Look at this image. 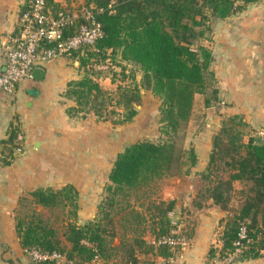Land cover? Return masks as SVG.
Instances as JSON below:
<instances>
[{"label":"trees","instance_id":"16d2710c","mask_svg":"<svg viewBox=\"0 0 264 264\" xmlns=\"http://www.w3.org/2000/svg\"><path fill=\"white\" fill-rule=\"evenodd\" d=\"M47 1L53 12L61 8L55 0ZM239 1L244 4L240 5ZM252 1L256 0H86L96 12L104 35L95 46L75 54L80 55L82 75L67 84L64 95L75 103L66 107V112L83 118L94 113L100 120L123 124L134 119L142 101V90L149 89L161 100V130L171 137L158 141L139 139L126 144L113 162L107 195L95 217L83 223L78 220L80 192L73 183L30 190L28 194L36 203L65 211L64 236L70 245L62 243L56 227L35 215L27 223L17 221V232L26 252L33 249L59 252L75 264H143L139 253H150L155 259L165 258L168 263L177 256V244L163 240L172 235L175 227L170 215L176 206L175 199L155 198L149 201L146 210L131 209L128 213L135 219L125 225L118 243H114L115 226H108V222L113 223L112 218L103 221L110 215L103 202L116 205L123 200L122 196L164 174L191 171L198 158L195 148L192 146L187 151L191 161L183 170L185 150L177 147L173 135L191 118L196 94L207 92L215 80L211 69L214 55L213 39L208 35L211 29L207 24L208 12L226 18ZM204 38L208 44L201 42ZM118 56L123 75L119 82L116 72L97 68L94 63ZM125 62L135 67L128 69ZM103 76L118 82L116 92L102 87L99 78ZM213 92L217 93V88ZM209 104L210 97H207L206 105ZM244 125L247 122L239 114L223 120L209 154L208 170L203 172L212 181L205 195L226 211L221 219L222 245L209 248L208 260L219 253V257L230 258L225 264L264 254V142H257L254 136L245 142L241 129ZM21 133L20 125L13 122L7 137L0 138L3 163L9 164L19 156L16 149L24 145L19 139ZM221 168L228 172L227 176L217 172ZM237 181L245 187L234 203ZM242 227L245 228L243 235ZM147 231L152 239L147 238ZM31 264H59V260L31 259Z\"/></svg>","mask_w":264,"mask_h":264},{"label":"crops","instance_id":"0c3cea01","mask_svg":"<svg viewBox=\"0 0 264 264\" xmlns=\"http://www.w3.org/2000/svg\"><path fill=\"white\" fill-rule=\"evenodd\" d=\"M26 1L0 0V66L4 62L1 53L22 32L21 11ZM55 1L70 11L88 6L86 0ZM81 3L84 4L80 6ZM217 18L211 69L218 104L223 102L224 110L215 127L220 130L222 120L239 114L255 140L264 142L259 134L264 131V0L249 2L237 14ZM79 64L78 58H49L39 64L44 68L42 78L25 77L11 92L0 88V138L7 137L13 122L18 123L25 147L11 163L0 160V264H31V255L22 247L17 232L15 210L20 196L40 186L58 188L73 183L80 192L79 222L92 219L97 212L96 202H84L83 195L95 196L102 182L109 181L113 162L126 145L123 124L100 120L94 113L83 118L66 112V107L75 101L64 91L71 79L82 75ZM99 81L106 89L114 88L110 77H100ZM144 91L149 89L142 90V97ZM209 204L218 218L224 216L218 204L211 199ZM214 215H208L206 224L203 220L198 224L191 250L169 263H159L206 264L214 241ZM217 245H222L220 239ZM65 259H60L59 264H64ZM235 264H264V254Z\"/></svg>","mask_w":264,"mask_h":264},{"label":"rangeland","instance_id":"374dc122","mask_svg":"<svg viewBox=\"0 0 264 264\" xmlns=\"http://www.w3.org/2000/svg\"><path fill=\"white\" fill-rule=\"evenodd\" d=\"M82 4L84 3H81L80 6H82ZM239 4L243 5L244 3L239 1ZM243 9H239L238 11H236V14ZM208 14L209 20L207 21V24H209L211 27V29L208 31V35L212 38L214 34V25L217 23L216 21L218 20V18L216 16H213L210 12H208ZM201 42L204 44H208V39L204 38L201 40ZM39 53L43 54L44 52L40 51ZM79 56L80 55L75 56V58H78ZM94 63L97 68H102L106 71L109 70V72H116L117 74L115 75L117 77V81L123 76L120 73L121 65L119 56L115 57L114 59L107 58L105 61ZM125 64H127V66L129 67L128 69L135 67L133 63L125 62ZM140 77V71H138L137 78L140 79ZM214 81L215 80H213L212 84L207 89V92H200L196 95L191 118L187 122L183 123L179 131L175 135H173L177 147L185 150V153L182 156V160L185 162L183 164V170L187 168L191 161L188 158L189 153L187 151L192 146L195 148L198 158L195 165L191 167V171L189 173L182 172L164 174L161 177L152 180L148 185L132 190L128 195L122 196L123 200L116 205H109L108 203H105L106 200L103 202L108 210H110V215L104 218L103 221L105 222L109 218H112L113 223L108 222V226L111 227L112 225H114L117 231V236L114 238V243L119 242L120 234L125 231V225L128 224L130 220L135 219L134 215L128 213L131 209L134 208L135 210H146L150 200L155 198H165L176 200V206L173 211L170 212L172 222L175 224L171 236H173V239L179 242L183 241V243L177 244L178 250L176 258L180 257L183 253L191 250L193 243L196 240V230L198 224L201 220H203L206 224V221L209 218V214H215L214 216L217 218V220L215 221L216 225L212 227L214 241L211 243L209 248L212 245L218 246L217 244L219 243L221 231L223 229L221 219L226 215V211L224 210L225 212L222 218H218V215L214 213V210L209 204L210 199H208L205 195L206 188L212 181L203 176L204 170H208V168H206V160H209L208 155L210 148L214 145L215 136L219 132V130H217L215 127L219 121L218 115L220 114V112L222 114V110H224V103L221 102L218 104V97L216 95L217 93L213 92V90L215 89ZM118 82H112L114 84V88L109 90L116 92ZM150 92V90L148 92L144 91L142 101L140 104H138V113L136 114L134 119L130 122L123 123L122 128H124V133L125 135H127L126 144L139 139H151L154 141H158L160 138L165 139L171 137L163 133L161 130V100L158 96ZM207 97H210L209 105H206ZM241 129L242 137L245 142H248L251 136H255L253 134V131H251L247 125L241 126ZM19 139L23 140L22 133L19 135ZM2 146L3 145L0 144V154L2 152ZM24 150L25 147L23 145L22 148H17L16 152H18L20 155L24 152ZM225 158H228V156ZM222 163L223 162H221V164ZM217 172H219V174L223 176H227L228 173L222 168L217 169ZM211 176L212 178H215L214 173H211ZM108 182L109 181H103L102 184L100 183L101 186L95 196H92L89 193L83 195L84 202L87 203L90 199L91 201L96 202V211H98L99 205L107 195L106 185ZM244 187L245 185L243 182H235L232 199L234 203L237 202V200L242 195L241 191ZM28 193L29 192H25L19 198L15 210L16 221H18V219H21L24 220L25 223H27L35 215H38L43 218V220L47 224L56 227L58 230L57 235L61 239L62 243L66 246H69L70 243L64 236V225L66 223L65 211L61 207L49 208L43 206L42 204L36 203ZM199 202L203 203V205L199 206ZM87 214H89V212H87ZM128 232L131 233V231ZM150 234L151 233L147 231L148 239H152V236ZM220 247L221 246H218V248ZM27 254L31 255V251H28ZM139 255H141V258L144 261L143 264H151L153 260L155 263L152 264H160V260H162L163 262L166 260L165 258L161 257H157L155 259L156 256L150 253H139ZM219 256L220 255L218 253L216 258L207 260L206 264H224L227 262L225 258ZM31 259L33 258L31 257ZM172 259L173 258H170L169 262ZM68 263L75 264L74 261L68 262L65 259L64 264Z\"/></svg>","mask_w":264,"mask_h":264},{"label":"built area","instance_id":"2783aa9c","mask_svg":"<svg viewBox=\"0 0 264 264\" xmlns=\"http://www.w3.org/2000/svg\"><path fill=\"white\" fill-rule=\"evenodd\" d=\"M47 0H29L21 13V30L13 42L7 44L0 66V88L11 92L19 82L32 76L35 67L49 58H75L77 52L83 53L87 48L95 46L104 35L101 22L90 6H83L79 11L60 8L53 12ZM43 51V54L39 52ZM98 66V65H97ZM264 138V131L259 132ZM245 228L242 227V233ZM172 244L183 243L167 236ZM31 257L36 260L66 258L59 252L49 253L37 249L31 250ZM228 262L230 258H225ZM225 264V263H224Z\"/></svg>","mask_w":264,"mask_h":264},{"label":"water","instance_id":"95a60500","mask_svg":"<svg viewBox=\"0 0 264 264\" xmlns=\"http://www.w3.org/2000/svg\"><path fill=\"white\" fill-rule=\"evenodd\" d=\"M43 75H44V68L42 66H37L32 71V76L42 78Z\"/></svg>","mask_w":264,"mask_h":264}]
</instances>
